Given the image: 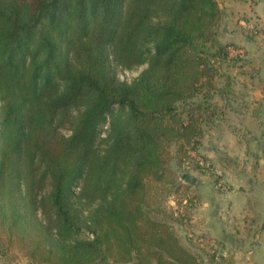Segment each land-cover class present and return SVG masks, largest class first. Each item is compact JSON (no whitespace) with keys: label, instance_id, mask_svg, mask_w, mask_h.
Masks as SVG:
<instances>
[{"label":"trees","instance_id":"trees-1","mask_svg":"<svg viewBox=\"0 0 264 264\" xmlns=\"http://www.w3.org/2000/svg\"><path fill=\"white\" fill-rule=\"evenodd\" d=\"M222 14L218 0H0V215L32 264H95L113 246V264H200L169 230L141 234L145 178L166 175L169 143L203 135L201 105L187 120L178 105L216 89Z\"/></svg>","mask_w":264,"mask_h":264},{"label":"rangeland","instance_id":"rangeland-1","mask_svg":"<svg viewBox=\"0 0 264 264\" xmlns=\"http://www.w3.org/2000/svg\"><path fill=\"white\" fill-rule=\"evenodd\" d=\"M218 1L223 4L221 7L223 14L216 27L217 38L228 45V56L225 60H215L219 70V75L214 80L216 89L211 90L212 95L209 97L200 93L189 101L181 102L178 105V110L184 120H187L185 110L196 108L198 104L201 105V108L196 110V115L200 118L199 121L203 126V135L200 136L197 144L186 145L184 150L181 149L180 143H169L167 150L170 160L167 166L170 169L167 170L166 175L159 181L152 176L145 178L147 187L143 211L149 219H143L141 234L147 240H153V233L157 231L168 238L167 230H169L182 247L198 258L200 264H256L253 259H249V256H234L233 246L221 242L223 226L228 227L229 225V228H234L236 231L239 227V233L242 229L244 234L251 235L252 230L255 231L259 224L254 220L257 219L255 210L257 207H251L249 204L252 202L251 198H244L245 207L243 209L236 210L229 206V200L233 199L234 194H246L248 191L251 194L253 184L249 182V178H255V176L251 177L252 173H249L248 176L245 175L240 180L226 171V169L230 171L229 168L235 167L239 171H246L247 164L245 162V164L243 162L238 165L233 164L237 160H234L233 151L230 153L229 148H226L227 144L225 146V142H231L230 135L234 134L236 140H239V138H244L245 134L243 129L235 124L236 118L225 115L223 108L226 106L225 104L232 102L227 101L231 93L240 95L242 92L253 89L245 81L249 77L246 65L253 61L247 57V53L244 52L243 47L241 48V43L232 44L229 42V38L233 36L230 35L231 30L239 24V20L233 15L230 16L231 11H228L224 5L226 0ZM249 23H246L244 31H240L242 35L239 38L247 39L253 45V51L254 48L258 49L264 44V22L253 21L250 25ZM241 29L243 30V27ZM147 65L148 63L145 62L130 69L117 65V76L120 80L132 81ZM231 78L236 82L229 89L228 80ZM240 78L244 79V85L243 82L242 85H238L237 80ZM215 91L217 94L214 93ZM219 95L222 100H219ZM235 104L239 105V102L236 101ZM114 108L115 115H119L123 119L127 116V112L120 111L118 105ZM76 114L77 111L73 109L72 117L60 124V130L65 135L71 134L72 119ZM110 126L111 115L108 114L107 118L99 125L95 143L99 153H103L107 146L106 138ZM213 147H216L218 153L225 159L224 162L220 163L214 159L215 152L209 154L208 151ZM237 155L239 154L235 153L234 156L237 157ZM82 183V179L77 182L76 191L80 190ZM95 205L93 203L89 206ZM81 207L84 213H88L84 204ZM216 208L219 209V216L223 222L221 224L217 222L216 217H213ZM38 214L41 215V212ZM3 222V217L0 215V264L35 263L29 256V249L24 246L23 237L18 238L15 235L11 237L10 228L4 226ZM239 235L236 233V236ZM79 236L82 238L93 237L86 230ZM110 251L107 260L102 258L95 264H113L119 257L117 246H113ZM134 263L135 261H130L128 264Z\"/></svg>","mask_w":264,"mask_h":264},{"label":"crops","instance_id":"crops-1","mask_svg":"<svg viewBox=\"0 0 264 264\" xmlns=\"http://www.w3.org/2000/svg\"><path fill=\"white\" fill-rule=\"evenodd\" d=\"M221 7L223 4H221ZM224 5L227 7L228 11H231L230 16H235L239 21V24L235 26L230 35L232 38H229V42L241 43V48L243 47L244 52L247 53V57L252 59L253 62L247 63V71H249V77L245 81L246 84L250 85L248 92H242L240 95L236 93H231L228 96L227 101L231 103L225 104L223 108V113L225 115L236 118L235 124L243 129L245 137L239 138L236 140L235 135H230V143L227 144V149L229 148L230 153L233 151L234 160L233 164H247L246 171H239L237 167L229 168L228 171L230 174L235 176L237 179H242L248 176L249 173L251 177L249 182L253 185L251 186V194L249 191L246 194H234L232 200H229V206L232 209H243L244 198H251L252 202L251 207H257L255 222L259 224V227L254 231L252 230L251 235L244 234V231L241 229L239 233V227L237 231L234 229L223 226L221 232L222 238L221 242L223 244H229L233 246L234 256H249V259H253L256 264H263L264 261V44L259 46L258 49L254 48L247 39L239 38L241 36L240 31H244L246 28V23L253 21H259V23L264 22V0H226ZM244 25V26H243ZM243 27V30L241 29ZM228 30V29H226ZM229 35V36H230ZM240 49V47H239ZM253 55V56H252ZM236 66V65H235ZM246 71V70H245ZM252 71V72H250ZM242 74V73H241ZM248 80V82H247ZM236 81L234 79L228 80L229 89L232 88L233 84ZM244 85V79L237 80L238 85ZM255 88V89H254ZM215 91L214 93H216ZM221 95H219V100H222ZM239 102V105L235 102ZM237 105V106H236ZM225 109V110H224ZM209 154L214 153L215 160L218 162H224L225 159L221 157L216 147H213L208 151ZM236 154H239L234 156ZM245 162V163H244ZM228 174V173H227ZM253 189V190H252ZM248 204V205H249ZM219 209L216 208L213 217H216L219 224L223 223L221 216H219ZM239 223V221H238ZM237 226V224H235ZM225 227V228H224ZM256 227V226H255ZM236 228V227H235ZM236 231V232H235ZM238 233L239 236H236ZM241 237H245L242 239Z\"/></svg>","mask_w":264,"mask_h":264}]
</instances>
